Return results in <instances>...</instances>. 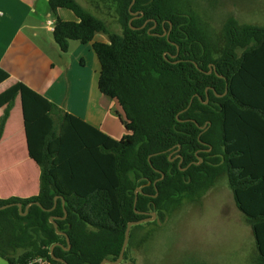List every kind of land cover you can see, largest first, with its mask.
Here are the masks:
<instances>
[{
    "label": "trees",
    "instance_id": "1",
    "mask_svg": "<svg viewBox=\"0 0 264 264\" xmlns=\"http://www.w3.org/2000/svg\"><path fill=\"white\" fill-rule=\"evenodd\" d=\"M104 1L115 5L121 33L75 0H48L52 36L65 53L70 41L87 44L96 34L106 35L107 43H92L100 67L97 89L119 106L126 134L112 139L22 82L0 93V138L19 97L27 153L40 172L37 195L0 199V206L22 205L20 211L0 210V258L7 264L37 258L62 264L49 254L59 243L53 254L67 264L114 261L127 223L148 217L138 212L163 221L225 176L252 231L251 264H264V26L229 17L213 36L189 0H134V19L132 0ZM62 8L78 21L60 19ZM152 20L157 25L148 32ZM8 77L0 68V83ZM256 149L260 153L253 154ZM14 153L2 148L0 160L13 165ZM176 155L180 165L179 157L170 161ZM55 196L64 206L57 199L52 208ZM138 227H130L119 264H135L129 250Z\"/></svg>",
    "mask_w": 264,
    "mask_h": 264
},
{
    "label": "crops",
    "instance_id": "2",
    "mask_svg": "<svg viewBox=\"0 0 264 264\" xmlns=\"http://www.w3.org/2000/svg\"><path fill=\"white\" fill-rule=\"evenodd\" d=\"M50 15L48 0H0V68L9 74L0 83V93L22 82L108 137L120 139L126 131L117 116L119 106L97 89L100 67L92 43H107L106 35L96 34L87 44L70 41L67 52H60L52 35L40 37L38 32L43 29L52 33L48 20L47 26H39ZM57 16L64 21H78L70 10L63 8L57 10ZM2 112L0 108V116ZM2 148L14 150L17 156L13 165L0 160V179L5 176L17 184L0 194V199L37 195L40 172L27 153L19 97L4 125ZM257 153L258 149L253 152Z\"/></svg>",
    "mask_w": 264,
    "mask_h": 264
},
{
    "label": "rangeland",
    "instance_id": "3",
    "mask_svg": "<svg viewBox=\"0 0 264 264\" xmlns=\"http://www.w3.org/2000/svg\"><path fill=\"white\" fill-rule=\"evenodd\" d=\"M75 1L103 20L111 31L121 33L112 2ZM189 1L213 36L220 33L229 17L241 25L264 26V0ZM47 20L52 22L54 16H46L39 26H47ZM38 32L40 37L52 35L43 29ZM15 184L2 176L0 194ZM152 222L155 224H139L132 239L129 258L135 264H251L256 252L250 226L236 208L225 176L197 202H184L163 221L155 218ZM0 264L7 262L0 258Z\"/></svg>",
    "mask_w": 264,
    "mask_h": 264
},
{
    "label": "water",
    "instance_id": "4",
    "mask_svg": "<svg viewBox=\"0 0 264 264\" xmlns=\"http://www.w3.org/2000/svg\"><path fill=\"white\" fill-rule=\"evenodd\" d=\"M133 3H134V0H132L130 6H129V8H128V9H129V12H130V8H131V6H132ZM130 13H131L132 15H135V14H136V13H132V12H130ZM131 20H132V19H131ZM131 20H130V21H131ZM130 21H129V23H130ZM149 21H150V20H146V21L143 23V25H141V26L138 27L137 29H142V28H144L145 25L147 24V22H149ZM152 22H153V26L150 27V28L148 29V32H149L151 29H153V28L157 25V23H156L155 21L152 20ZM162 25H163V23H162ZM170 28H171V25H170ZM166 34H167L166 36H168V33H166ZM163 35H164V34H161V36H163ZM177 54H178V50H177V53H176L175 55L171 56V57L175 58V57L177 56ZM177 62H179V60L175 61L174 63H177ZM195 66H197V64H195ZM205 73H206V74H210V73H211V69H210V67H209L208 72H205ZM218 77H219V78H223V76H221V75H218ZM208 89H210V88L207 87V90H208ZM226 91H227V89H225L224 94L226 93ZM192 98H193V97H192ZM192 98L190 99V101H189L187 107H186L184 110H182L180 113L186 111V110L189 108V106H190V104H191V102H192ZM206 102H207V99H206L205 103H206ZM177 116H178V115H177ZM200 128H201L202 130H204V129H203L204 127H200ZM179 148H180V147L178 146L176 151H178ZM209 150H210V148H209ZM177 157H179V155L174 156L173 158L170 159V161H173V160H174L175 158H177ZM181 161H182V158L179 157L178 165H180ZM200 161H201V160H200V158H199V162H200ZM189 165H190V164H189ZM189 165H187V166H186L184 169H182V170H185L186 168H188ZM163 177H164V174L161 173V177H160L158 180H161ZM139 191H140V190H139L138 188L135 190V199H134V204H133L134 206H135V203H136L137 192H139ZM57 199H60V200H61V204H62V206H64V199H63L62 197H60V196H55V197H54V204H53V207H52V208H54V207L56 206V200H57ZM31 204H33V203H30L29 205H27V206L25 207V211H24V212H20V215H22V216L26 215L27 209H28V207H29ZM34 204H36L37 206L41 207L40 204L37 203V202H34ZM11 206H17V208H18L19 211L21 210V207H22L21 203H15V204H14V203H11V204H7V205L0 206V210H3V209H5V208L11 207ZM52 208H51V209H44V208H41V209L44 210V211L49 212V211L52 210ZM138 213L143 214V215H146V216H148V217L141 218V219H139V220H137V221H131V222L127 223L126 228H125V231H124L123 242H122L121 249H120V251H119V255H118V257H117L114 261H113V260H110V259H103L99 264H119V263L122 261L123 254H124L125 248H126L127 243H128L130 227H131V226H134V225H139V224H142V223H145V222H152V221L156 218L155 214L152 213V212H138ZM65 217H66V212L64 211V214H63V216H62V219H64ZM49 222L52 224V226H53V228H54V230H55V233L58 234V235H61V232L58 231V229H57V224H56V222H55L54 217L51 216V217L49 218ZM65 237H66V241H67V247H66L65 249L68 250V249L70 248V243H69V240H68L67 236H65ZM55 246H61V245H60L59 243H55V244L51 245V247H50V249H49V254H50L51 258L54 259V260H56V261H58V262H60V263H62V264H67L64 260H62V259H60V258H56V257L54 256V254H53V249H54Z\"/></svg>",
    "mask_w": 264,
    "mask_h": 264
},
{
    "label": "built area",
    "instance_id": "5",
    "mask_svg": "<svg viewBox=\"0 0 264 264\" xmlns=\"http://www.w3.org/2000/svg\"><path fill=\"white\" fill-rule=\"evenodd\" d=\"M47 25L49 26V30L53 31V22L48 21ZM29 264H55V263L50 262L44 258H37V259H34L33 261H31Z\"/></svg>",
    "mask_w": 264,
    "mask_h": 264
},
{
    "label": "flooded vegetation",
    "instance_id": "6",
    "mask_svg": "<svg viewBox=\"0 0 264 264\" xmlns=\"http://www.w3.org/2000/svg\"><path fill=\"white\" fill-rule=\"evenodd\" d=\"M137 17H138L137 14L132 15V19L137 18Z\"/></svg>",
    "mask_w": 264,
    "mask_h": 264
}]
</instances>
